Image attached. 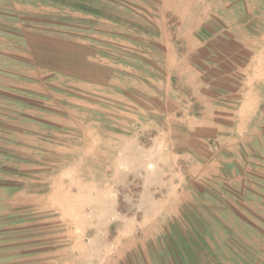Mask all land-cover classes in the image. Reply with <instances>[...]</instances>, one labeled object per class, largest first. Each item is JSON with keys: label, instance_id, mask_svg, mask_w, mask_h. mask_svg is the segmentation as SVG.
<instances>
[{"label": "rangeland", "instance_id": "374dc122", "mask_svg": "<svg viewBox=\"0 0 264 264\" xmlns=\"http://www.w3.org/2000/svg\"><path fill=\"white\" fill-rule=\"evenodd\" d=\"M233 1L240 17L247 7L264 4ZM159 6L160 0H0V27L8 31L0 32V264H264V139L242 148L235 157L238 169L223 162L219 172L188 182L190 193L180 203L169 180H182L184 171L154 166L165 160L156 152L163 139L152 138L145 122V89L129 86L141 122L132 128L138 133L132 141L137 168L127 170L128 155L127 162L115 161L114 151L115 145L128 149L130 139L108 138L99 168L85 128L69 133L42 117L54 110L50 96L25 94L20 85L41 79L47 91L65 94L66 73L32 74L34 51L42 46L62 54L69 39L90 35L106 37L101 49L110 58L117 53L136 63L130 81L141 86L150 72L148 55L159 48V24L182 50L178 18ZM91 43L94 51L97 44ZM57 58L47 61L56 65L62 62ZM231 60L237 64L241 58ZM22 100L44 113H25ZM86 113L87 122L92 113ZM25 116L41 123L35 126ZM115 123L108 119L103 126L131 132Z\"/></svg>", "mask_w": 264, "mask_h": 264}, {"label": "crops", "instance_id": "0c3cea01", "mask_svg": "<svg viewBox=\"0 0 264 264\" xmlns=\"http://www.w3.org/2000/svg\"><path fill=\"white\" fill-rule=\"evenodd\" d=\"M159 7L178 18L182 50L170 39L164 23L159 24V48L148 55L151 67L142 87L141 81H130L135 79L136 63L124 62L117 53L110 58L101 49L107 45L106 37L103 42L101 37L82 35L69 39L62 54L42 46L33 54L32 74L66 73L65 94L47 91L41 79L20 83L25 94L30 90L31 94L49 95L52 113L28 109L26 100L22 104L25 113L39 117L44 113L42 117L66 127L69 133L84 127L90 150L98 152L99 168L104 167L101 156L107 152L108 138L130 139L128 149L115 145L114 153L115 161L127 162L123 155H128L131 164L123 168L132 170L138 162V147L132 142L138 133L132 128L141 120L137 101L128 96L129 86L145 89V122L153 129L152 138L163 139V148L156 152L160 150L165 160L154 166L156 170L184 171L182 180H169L179 193L174 200L181 203L190 193L191 181L219 172L223 162L238 169L235 157L243 153L242 148L264 139V4L257 9L247 7L245 17L235 12L238 3L233 0H160ZM0 32L8 31L0 27ZM91 41L97 44L94 51ZM206 43H210L209 51L204 49ZM54 55L63 63L51 65L47 58ZM234 57L241 61L232 63ZM64 63L66 72L62 71ZM86 111L92 113L87 122L82 119ZM108 119L129 126L131 132L108 131L103 126ZM23 120L35 126L41 123L39 118L25 116Z\"/></svg>", "mask_w": 264, "mask_h": 264}, {"label": "trees", "instance_id": "16d2710c", "mask_svg": "<svg viewBox=\"0 0 264 264\" xmlns=\"http://www.w3.org/2000/svg\"><path fill=\"white\" fill-rule=\"evenodd\" d=\"M238 58V57H237ZM239 60V59H238ZM236 62H240V61H236Z\"/></svg>", "mask_w": 264, "mask_h": 264}]
</instances>
